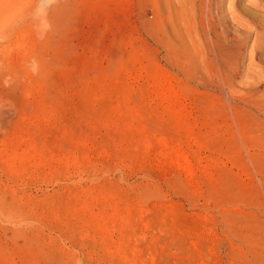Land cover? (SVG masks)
<instances>
[{
    "label": "rangeland",
    "instance_id": "1",
    "mask_svg": "<svg viewBox=\"0 0 264 264\" xmlns=\"http://www.w3.org/2000/svg\"><path fill=\"white\" fill-rule=\"evenodd\" d=\"M172 4L57 0L46 31L21 25L0 70V264H264L246 72L232 91L189 56Z\"/></svg>",
    "mask_w": 264,
    "mask_h": 264
},
{
    "label": "bare ground",
    "instance_id": "2",
    "mask_svg": "<svg viewBox=\"0 0 264 264\" xmlns=\"http://www.w3.org/2000/svg\"><path fill=\"white\" fill-rule=\"evenodd\" d=\"M175 1L177 5H172L177 8L176 19L179 16L182 22L180 37L184 49L186 47L191 54L189 56L211 60L213 73L218 70L226 73L227 85L232 91L237 89L242 71L246 72V82L242 88L244 102L264 133V0H250L244 7L239 0H230L227 14L233 28L226 21L224 0ZM247 53L249 60L246 64ZM192 65L197 68L198 63L192 62Z\"/></svg>",
    "mask_w": 264,
    "mask_h": 264
},
{
    "label": "clouds",
    "instance_id": "3",
    "mask_svg": "<svg viewBox=\"0 0 264 264\" xmlns=\"http://www.w3.org/2000/svg\"><path fill=\"white\" fill-rule=\"evenodd\" d=\"M57 0H0V70L8 66L17 51V35L21 25L29 23L32 30L46 31L48 15Z\"/></svg>",
    "mask_w": 264,
    "mask_h": 264
}]
</instances>
